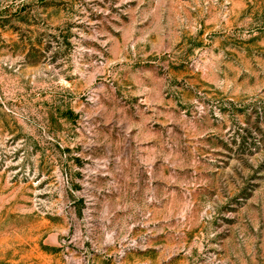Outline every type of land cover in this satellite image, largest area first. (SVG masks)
I'll return each instance as SVG.
<instances>
[{
    "label": "rangeland",
    "instance_id": "1",
    "mask_svg": "<svg viewBox=\"0 0 264 264\" xmlns=\"http://www.w3.org/2000/svg\"><path fill=\"white\" fill-rule=\"evenodd\" d=\"M0 264H264V0H0Z\"/></svg>",
    "mask_w": 264,
    "mask_h": 264
}]
</instances>
